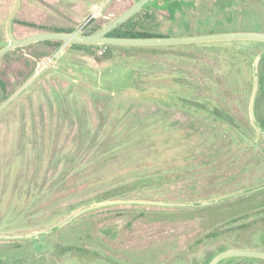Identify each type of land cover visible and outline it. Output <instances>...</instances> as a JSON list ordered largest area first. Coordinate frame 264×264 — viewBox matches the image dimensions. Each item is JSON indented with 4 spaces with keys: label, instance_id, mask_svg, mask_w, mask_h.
Here are the masks:
<instances>
[{
    "label": "rangeland",
    "instance_id": "rangeland-1",
    "mask_svg": "<svg viewBox=\"0 0 264 264\" xmlns=\"http://www.w3.org/2000/svg\"><path fill=\"white\" fill-rule=\"evenodd\" d=\"M161 1L169 3L170 16L158 25H179L181 35L264 33V0H160V8ZM132 2L23 0L21 18L76 31L93 15L87 31ZM14 4L0 0L4 45ZM28 52L0 58V78L11 91L3 99L0 90V264H210L233 249L228 239L181 252L198 224L176 217L180 207L120 201L187 207L226 200V210L238 194L264 186V130L250 118L253 98L258 124L256 101L264 90L258 77L254 90V61L264 42L95 45L90 51L69 44L53 62L55 51L30 57L33 71L17 84L14 75L27 69L25 59L17 60ZM105 202L119 205L87 210L56 228ZM139 213L146 215L132 218ZM151 214L167 217L157 221ZM100 227H109L108 237ZM226 228L222 235L230 233ZM242 244L244 250L264 245V233ZM234 258L223 264H255Z\"/></svg>",
    "mask_w": 264,
    "mask_h": 264
},
{
    "label": "trees",
    "instance_id": "trees-1",
    "mask_svg": "<svg viewBox=\"0 0 264 264\" xmlns=\"http://www.w3.org/2000/svg\"><path fill=\"white\" fill-rule=\"evenodd\" d=\"M139 0H133V2L123 11L118 13L112 20L107 22L104 25H98L94 24L89 28V30H85L82 32V34L85 35H91L100 32L103 28H105L110 22H112L114 19H116L118 16H120L123 12L128 10L134 3H136ZM160 0H154L150 2L148 5H146L143 9H141L139 12L131 16L129 19L115 27L113 30H111L107 36L108 37H117V38H169V37H184V36H195L199 34H191L186 33L181 35L179 32V25L178 28L174 27L173 29L163 28L158 25V20L163 17H169V3L165 1L163 2V5L160 8L157 5V2ZM23 7V0L21 7L19 8L16 16L14 17L13 24H12V32L15 38L22 39L25 38L31 34L34 33H41V32H59V33H72L74 32V29L68 28H47L38 26L34 23L27 22L22 20L21 18V11ZM12 8H10L11 12ZM9 12V13H10ZM9 13L6 16L5 20V26L6 22L9 16ZM177 24H180V21L177 22ZM166 25V24H164ZM171 25V24H170ZM173 26V25H172ZM160 27V28H159ZM20 30H25L26 35H22ZM221 33H225L224 31H221ZM62 44L61 41L56 40H46V41H40L37 43L30 44L25 47L21 48H15L6 54H4L1 59L7 60L9 55L11 53H14L16 51H25L28 50V54H23L24 58L20 57L17 61L26 60L27 61V69L21 72L18 76L14 75V80L17 84H19L21 81H24L33 71L34 68V62H32L30 57H39V56H50L56 49ZM5 45L0 43V49L3 48ZM41 47L43 50H40L38 53L35 54L36 51H33L34 47ZM71 46H80L87 48L88 51L92 50L95 45H85V44H78L74 43L71 44ZM106 49L110 48H117L119 45H103ZM106 52V50H105ZM93 55L90 53V56ZM103 55V52L102 54ZM264 56L259 61V69H258V85L259 89L264 90ZM7 83L5 80L0 78V90L2 92V97L5 99L11 91H7ZM258 103V106L260 107V115L257 117L258 124L261 129L264 130V113L262 107L264 106V94L260 93V99L256 101ZM259 112V111H258ZM226 200H216L213 202H204L200 204H194L187 207H184V205L176 206L172 204H142L145 206H154L155 208H173V207H180L182 210L179 212V214H176V217H179L180 219H188L187 222H193L198 224V227H194L193 229L196 231L193 236H190L187 238L186 242L184 243L182 247L181 252H187V253H194L198 249H200L203 246L213 245L216 242H219L221 240H228L232 239L233 246L232 250H244L242 249V243L246 239H248L252 234L254 237L256 236V233L262 232L264 233V229L262 227H258V223L263 221L264 222V186L257 188L253 191H248L246 193H242L240 195L235 196L232 198L231 202H229L227 205L229 209L223 210L224 205L222 206L221 203ZM225 203V202H224ZM231 204V205H229ZM114 205L119 204H111L99 208H94L92 210L97 209H108ZM189 208L190 211H186L185 209ZM91 210V211H92ZM164 211V210H163ZM208 212L207 216H200L199 214L202 212ZM199 213V214H198ZM164 214V213H163ZM144 213H139V217L135 216L132 217L135 218H142L145 217ZM159 216H163L160 215ZM156 217L151 214V219L156 218L157 221H161L162 219H165L167 216L164 215V217ZM67 224V223H66ZM65 225V224H64ZM95 225V224H94ZM232 225V226H231ZM63 226V225H62ZM228 227V228H226ZM228 230L230 233L225 236L222 235L221 230L225 229ZM102 235L107 236L109 232V227H100ZM116 237V236H115ZM213 238L210 240V238ZM166 238V237H164ZM210 240V241H209ZM180 247V248H181ZM264 245H258L256 244V247H254L253 250L263 251L264 252ZM190 251V252H189ZM224 251V250H223ZM222 251V252H223ZM184 256V255H183ZM234 259H245L255 262V264H264L263 259H257V258H248V257H239ZM233 260V259H229ZM224 260L220 261L218 264H223L226 261Z\"/></svg>",
    "mask_w": 264,
    "mask_h": 264
},
{
    "label": "water",
    "instance_id": "water-1",
    "mask_svg": "<svg viewBox=\"0 0 264 264\" xmlns=\"http://www.w3.org/2000/svg\"><path fill=\"white\" fill-rule=\"evenodd\" d=\"M154 0H139L134 3L128 10L123 12L120 16L110 22L105 28L100 32L85 35L82 34L89 24L94 21L95 16L90 15L85 22L81 25L80 29L72 33H59V32H41L34 33L25 38L17 39L14 37L12 32V24L14 17L20 8L21 0H15V4L8 16L6 22V36L8 38V43L0 49V58L7 52L15 49L28 46L33 43L46 40H56L61 41L62 45L53 53L50 57V60L53 62L56 58L66 49L69 44H85V45H125V46H154V45H173V44H188V43H202V42H217V41H238V40H248V41H262L264 42V33L258 32H229V33H217V34H207V35H196V36H186V37H177V38H117V37H108L107 34L113 30L115 27L129 19L131 16L139 12L146 5ZM264 56V53L260 54L254 61V79L255 85L254 90L257 86V69L258 62ZM253 101V98H252ZM252 101L250 106V118L253 124L256 126L258 131L263 133L260 126L255 121V117L252 111ZM246 193V192H245ZM242 194V193H240ZM238 194V195H240ZM119 202V201H118ZM120 202H129V203H153V202H144V201H131V200H122ZM117 202H105L95 205H91L88 208H85L81 211H78L69 219H67L62 224L58 225L56 228L61 227L62 225L71 221L75 216L94 208H99L107 205H111ZM163 204V203H160ZM55 228V229H56ZM34 236H38L35 234ZM232 257H249L257 258L264 260V252L258 250H228L216 255L210 262V264H218L220 261Z\"/></svg>",
    "mask_w": 264,
    "mask_h": 264
},
{
    "label": "built area",
    "instance_id": "built-area-1",
    "mask_svg": "<svg viewBox=\"0 0 264 264\" xmlns=\"http://www.w3.org/2000/svg\"><path fill=\"white\" fill-rule=\"evenodd\" d=\"M100 54H102V52H99Z\"/></svg>",
    "mask_w": 264,
    "mask_h": 264
}]
</instances>
